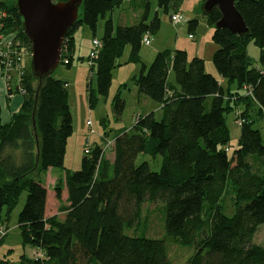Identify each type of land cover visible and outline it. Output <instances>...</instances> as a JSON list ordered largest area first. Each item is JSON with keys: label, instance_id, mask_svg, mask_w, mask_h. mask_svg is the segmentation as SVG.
Masks as SVG:
<instances>
[{"label": "trees", "instance_id": "obj_1", "mask_svg": "<svg viewBox=\"0 0 264 264\" xmlns=\"http://www.w3.org/2000/svg\"><path fill=\"white\" fill-rule=\"evenodd\" d=\"M123 2L84 0L78 21L64 38L60 65L72 66L76 28L84 25L96 34L99 21L104 20L102 46L91 64L97 90L95 93L89 84L90 106L94 107L98 97L108 96L117 60L130 46L129 61L142 65L140 75L132 81L140 94L159 105L162 118L157 120L154 112L138 115L132 130L116 135L109 150L101 145L91 149L82 159L81 169L72 173L65 167L67 144L73 134L68 83L54 74L39 82L32 76L30 61L23 63L20 85L15 79L7 83L10 96L13 92L23 96L20 110L2 124L0 105V225L8 222L10 212L26 192L18 228L23 245L37 251L35 258L21 264H171L165 240L126 233L143 223L144 204L163 200L167 235L195 247L188 264H264V247L254 243L264 224L262 135L248 111L236 113V122L238 114L245 122L239 125L238 146L230 157L227 125V115L240 106L257 105L256 117H263L264 0H236L249 29L246 36L215 29L222 18L218 7L204 16L214 29L212 40L218 46L213 64L227 89L207 72L203 58L189 59L184 50L160 51L146 66L141 60L143 37L157 34L161 20L157 13L149 22L151 6L147 1L142 4L144 14L138 23L115 28L110 14ZM182 2L158 0V7L167 15L173 9L172 15L180 12ZM0 12L6 14L0 19V35H14L12 48L31 55L14 0H0ZM188 25L193 34L199 22L191 20ZM250 42L261 51L260 66L248 58ZM0 64L3 68L1 57ZM171 73L175 84L169 80ZM233 84L246 93L231 92ZM124 107L117 95L118 115ZM108 152L114 153L113 163ZM141 155L160 157L159 171H152L148 161L139 163ZM51 168L64 171L55 185L63 219L59 215L46 217L47 188L39 176ZM229 186L235 208L231 217L220 206Z\"/></svg>", "mask_w": 264, "mask_h": 264}, {"label": "rangeland", "instance_id": "obj_2", "mask_svg": "<svg viewBox=\"0 0 264 264\" xmlns=\"http://www.w3.org/2000/svg\"><path fill=\"white\" fill-rule=\"evenodd\" d=\"M147 1L151 6L149 22L153 20L158 13L161 20V29L157 34L151 36V45L147 46L144 44L142 46L141 57H143V63L148 67L151 65L156 56L154 52L158 50L157 48H162L160 49L161 51L170 50L171 52L175 50L186 51L188 48V50H191L189 56L191 59L193 57L192 49H195L200 44L202 49L201 56H203L204 60H207V72L214 75L219 80H222L213 64V54L218 46L212 40L214 29L207 24L202 12L203 0H183L179 7V11L183 13L184 19L178 24H174L171 21L170 16L173 9H171L170 14H165L163 10L159 9L158 0H136L134 2H131V0H124L121 7L115 9L110 14L115 28L120 25L132 26L138 23L144 14V5H141V3L143 4V2L145 3ZM191 20H198L199 22L197 31L194 33L195 40L189 39L190 32L188 22ZM103 34L104 20L102 19L99 21L96 34L87 26L83 25L77 27L74 33L75 51L72 66L68 68L66 65H60L54 73L56 79L68 83L69 106L73 118V134L69 138L67 144L65 167L72 173L81 169V162L86 156L85 150L87 148L94 149L97 145L105 147L108 142H111L119 133L132 130L135 124V118L138 115H146L149 112H154L157 120H160L163 116V112L159 108V105L149 98L147 99H149L153 106L146 107L143 100L146 96L139 93L138 88L132 81L134 76L140 75L142 65L129 61L128 57L131 52L130 46L125 48L123 55L117 60V66L113 70L112 84L108 96L98 97L94 107L90 106L88 86L91 83V87L96 93L97 85L95 71L92 72L91 70V60L89 56L93 49L92 41L94 39H102ZM11 38H14V35H11ZM177 40L180 44L179 47L184 49H177V47H175L174 43ZM18 42L17 40V43ZM154 48L157 50L155 49L156 51H154ZM19 53L21 54L23 63L27 65L31 55L23 50L19 51ZM247 55L254 66L261 65V51L254 42L248 44ZM169 79L172 83H176L173 73H171ZM0 80H2L3 83L0 89L3 91L2 88H4V90L6 88L7 96L10 97L5 71L1 64ZM224 88H228L227 83L224 84ZM230 90L231 92L245 94L244 91L238 89L236 84L231 85ZM5 93L4 91H0V96H3ZM117 95L125 102V107L121 115H118L115 109V97ZM11 96L19 97L20 94L13 92ZM6 102L9 104L10 100L7 99ZM254 109L255 107H253V110ZM87 122H91L92 126L87 125ZM227 125L230 129L231 136V150L229 152V156L231 157L233 151L238 146V139L241 131V127L236 122V112L227 115ZM254 128L261 132L264 143V119L256 118ZM142 161L150 162L152 171H159L160 157L154 159L150 156L141 155L138 162L140 163ZM53 171L54 176L56 173H64V171L59 168H54ZM32 177L38 180L37 176L33 175ZM46 177V173L40 174V178L44 182L47 180ZM26 200L27 193L24 192L20 196L16 207L10 212L8 222L2 225L8 232L7 236L0 243V264H21L24 259L36 257V249L23 245L21 232L18 228V217L24 208ZM220 206L226 216L231 217L234 215V196L230 186L223 196ZM165 215L166 203L163 200H158L156 202L148 201L142 208L141 221L143 223L132 231L127 230L126 233L130 236L165 240L171 264H188L189 259L195 253V247L185 246L176 242L173 237L167 235L164 226ZM254 243L264 247V224L259 227L254 237Z\"/></svg>", "mask_w": 264, "mask_h": 264}, {"label": "water", "instance_id": "obj_3", "mask_svg": "<svg viewBox=\"0 0 264 264\" xmlns=\"http://www.w3.org/2000/svg\"><path fill=\"white\" fill-rule=\"evenodd\" d=\"M84 0H14L22 28L31 45L30 70L39 82L51 77L61 64L64 38L79 19ZM218 7L222 18L215 29L246 36L249 29L236 8V0H205L204 16Z\"/></svg>", "mask_w": 264, "mask_h": 264}, {"label": "crops", "instance_id": "obj_4", "mask_svg": "<svg viewBox=\"0 0 264 264\" xmlns=\"http://www.w3.org/2000/svg\"><path fill=\"white\" fill-rule=\"evenodd\" d=\"M141 5H142V3H141ZM193 36H194V33H193ZM190 40H195V36H194L193 39H190ZM174 45H175V47H177V49H184V48H180L179 47L180 44H179L178 40L175 41ZM155 49L156 48H154V51H156L157 49L158 50L156 52H154L155 53L154 55H156L157 52H160L161 51L160 49H162V48H157L156 50ZM162 51H164V50H162ZM190 51L191 50H188V48L186 49V52L188 53V56H190V53H191ZM201 53H202V49H201V45L200 44L195 49H192L193 57H201V58H203V56H201L202 55ZM142 58L143 57H141V60H142ZM211 58H212V56H211ZM128 59H129V57H128ZM189 59H190V57H189ZM204 61H205V67H206V70H207V60L205 59ZM135 71H136V69H135ZM170 76H171V74H170ZM219 81L223 84V86L226 83V81H224L223 79L219 80ZM0 86H3L2 80H0ZM2 89H3L4 93H5L6 92V88H5V90H4V88H2ZM0 91L3 92L1 89H0ZM240 91H244V90H240ZM244 92L246 93V91H244ZM234 93H236V92H234ZM1 96H0L1 122H2V124H5V123H8L10 121V119H11V117H12V115L14 113H17L20 110V108H21V106L23 104V96L20 95L19 97L18 96L17 97L16 96H10L9 97V96H7V92L2 96L3 98ZM7 99L10 100L9 104H7V102H6ZM143 100H144V102L146 104V107L147 106L148 107L153 106L152 103H150L149 99H147V97L144 98ZM253 107H255L254 110H253ZM255 110H258V106L257 105H251L250 107L240 106L239 108L236 109V113H242L244 111H248L252 115V118H254V120H256L257 117H256V111ZM149 113H151V112H149ZM149 113H147V114H149ZM262 119H264V113H263ZM107 158L110 160L111 163H113V161H114V153H108L107 154ZM53 170H54V168H51V169H49L46 172V174H47L46 182L41 180V178L39 176V180L47 188L48 197H47V204H46V217H52V216H55V215H59V217L63 219L64 218V214L59 212L60 202L56 198L55 185L59 181V179L64 177V173L63 174L62 173H56V175L54 176L53 175V172H54ZM63 186H64V183H63ZM66 200H67V191H66V188L64 187L63 188V193H62V201L65 203Z\"/></svg>", "mask_w": 264, "mask_h": 264}, {"label": "built area", "instance_id": "obj_5", "mask_svg": "<svg viewBox=\"0 0 264 264\" xmlns=\"http://www.w3.org/2000/svg\"><path fill=\"white\" fill-rule=\"evenodd\" d=\"M5 16L6 14L4 12L0 13V19ZM183 19H184V15L181 12H176L171 15V21L174 24H178ZM193 38H194L193 34H190L189 39H193ZM142 43L143 45L145 44L147 46L151 45V36L149 34L144 35ZM92 46L93 49L89 56V59L91 60V64H92V60L98 57L99 50L101 49L102 45L100 40L95 39L92 41ZM2 47L5 49L2 50ZM12 47H13L12 39L7 37L5 38L2 35H0V57L3 61V69L5 71L6 82L8 83V81L15 79L16 83L20 85V81L23 75V59L21 57V54L15 51ZM238 116L239 118L237 119V124L242 125L245 122V120L240 116V114H238ZM87 125L92 126L91 122H87ZM112 144H113V140L111 142H108V144L105 147L103 146L102 147L106 151L111 148ZM85 154L90 155L91 148L90 149L87 148L85 150ZM7 232H8L7 229L4 228L2 225H0V241L7 236Z\"/></svg>", "mask_w": 264, "mask_h": 264}]
</instances>
